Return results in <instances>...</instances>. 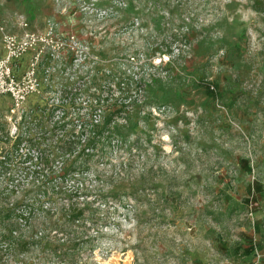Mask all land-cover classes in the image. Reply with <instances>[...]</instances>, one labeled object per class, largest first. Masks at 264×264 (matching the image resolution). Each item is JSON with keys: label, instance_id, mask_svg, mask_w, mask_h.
<instances>
[{"label": "rangeland", "instance_id": "rangeland-1", "mask_svg": "<svg viewBox=\"0 0 264 264\" xmlns=\"http://www.w3.org/2000/svg\"><path fill=\"white\" fill-rule=\"evenodd\" d=\"M59 1L0 0V53L23 19L84 39ZM119 1L85 52L42 57L41 100L0 98V264H264V13ZM91 100L119 136L75 140Z\"/></svg>", "mask_w": 264, "mask_h": 264}, {"label": "built area", "instance_id": "built-area-1", "mask_svg": "<svg viewBox=\"0 0 264 264\" xmlns=\"http://www.w3.org/2000/svg\"><path fill=\"white\" fill-rule=\"evenodd\" d=\"M103 1L105 0H76V6L73 5L77 13L73 12L81 15L84 39L75 34L65 36L61 33L59 25L54 22H50L45 31H34L31 23L25 19L20 22L22 33L18 35L4 33L3 52L0 53V98L10 97L14 102L15 110L20 109L32 95L40 91L37 76L40 61L42 57H45L44 55H50L57 60L66 52H85L90 48L88 38L92 33L89 30L119 19L121 12L128 7L125 2L119 0H114L109 6L102 7ZM62 10L64 13L68 12L67 7H63ZM28 55L33 56L28 73L19 77V65ZM131 60L135 64V56ZM71 102H61L60 105ZM98 114L100 117V113Z\"/></svg>", "mask_w": 264, "mask_h": 264}, {"label": "trees", "instance_id": "trees-1", "mask_svg": "<svg viewBox=\"0 0 264 264\" xmlns=\"http://www.w3.org/2000/svg\"><path fill=\"white\" fill-rule=\"evenodd\" d=\"M256 10L258 12L264 13V0H256ZM109 104L110 103L107 102L106 100H91L90 101V105H92V107H90V110L94 111L96 109V107L98 106L99 110L97 111V113H100V117L98 118V116H97V119H96V116H95V118H93V117L89 118L88 123H84L85 128H84L83 132L79 136L75 137V140H78L79 142L81 141V142L85 143V142H88L91 138H95V137L100 138L102 136L109 135L108 140H111L112 137L119 136V131L121 129L120 127L117 126V127L113 128V130H112L111 129L112 128V122H110V121L107 122L106 119H101V117H102L101 114L103 113V110L102 109L100 110V108H102L104 105L108 106ZM72 105L73 104H69V105L66 104V106L61 105V108L69 109ZM93 106H94V108H93ZM64 117H66V114ZM113 123H115V121ZM59 124H63V123L60 122ZM101 127L102 128L104 127V130L99 132V128H101ZM86 134H87V136L84 137ZM87 137H88V139H87ZM87 151H91L90 147L87 150H85V152H87ZM25 155H26L25 156L26 158L29 157V155H27V154H25ZM41 157L43 158V154H41ZM253 192H254V188H251L250 193H253ZM254 196L255 195H253V197ZM83 215H84V211H78L77 213H73V217H74L73 221L78 222ZM5 237H6L5 239H8L10 241V243H13V242H11V239L15 241L14 233H11V235L9 237H7V236H5Z\"/></svg>", "mask_w": 264, "mask_h": 264}, {"label": "crops", "instance_id": "crops-1", "mask_svg": "<svg viewBox=\"0 0 264 264\" xmlns=\"http://www.w3.org/2000/svg\"><path fill=\"white\" fill-rule=\"evenodd\" d=\"M73 13V15L75 16V18H77L76 17V15L74 14V12H72ZM78 20H79V22H81V19H80V17L79 18H77ZM21 29V28H20ZM32 30H34V31H37L33 26H32ZM23 32V30L21 29V33ZM3 52V51H2ZM1 52V53H2ZM5 97H7V96H5ZM1 98H3V97H1ZM7 98H10V97H7ZM11 99V98H10ZM29 100H41V98H36V97H30L29 98Z\"/></svg>", "mask_w": 264, "mask_h": 264}]
</instances>
